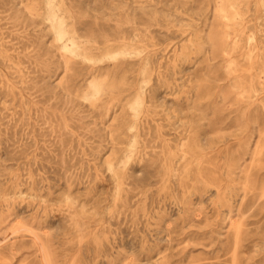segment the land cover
I'll return each mask as SVG.
<instances>
[{"label": "rangeland", "instance_id": "rangeland-1", "mask_svg": "<svg viewBox=\"0 0 264 264\" xmlns=\"http://www.w3.org/2000/svg\"><path fill=\"white\" fill-rule=\"evenodd\" d=\"M0 264H264V0H0Z\"/></svg>", "mask_w": 264, "mask_h": 264}, {"label": "bare ground", "instance_id": "bare-ground-1", "mask_svg": "<svg viewBox=\"0 0 264 264\" xmlns=\"http://www.w3.org/2000/svg\"><path fill=\"white\" fill-rule=\"evenodd\" d=\"M58 13V12H57ZM99 18V17H98ZM55 19V18H54ZM227 19V18H226ZM59 35L61 36V33H59ZM126 39V38H125ZM258 39V38H257ZM70 43V42H69ZM73 44V43H72ZM68 45V44H67ZM152 45V44H151ZM89 46V45H88ZM69 48H71L70 45H68ZM65 51V50H64ZM231 70V69H230ZM4 77V76H3ZM143 87V86H142ZM144 92V91H143ZM144 94V93H143ZM150 109V108H149ZM140 111V110H139ZM159 118V117H158ZM206 153V152H205ZM262 164V163H261ZM172 171V170H171ZM175 173V172H174ZM34 236V235H33ZM38 241V240H37ZM43 251V250H42ZM44 257V256H43ZM46 261V260H45Z\"/></svg>", "mask_w": 264, "mask_h": 264}]
</instances>
